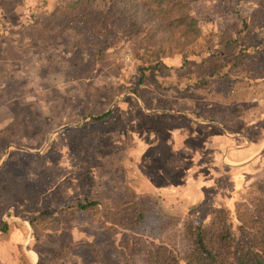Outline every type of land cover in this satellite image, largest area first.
Wrapping results in <instances>:
<instances>
[{
  "label": "rangeland",
  "instance_id": "obj_1",
  "mask_svg": "<svg viewBox=\"0 0 264 264\" xmlns=\"http://www.w3.org/2000/svg\"><path fill=\"white\" fill-rule=\"evenodd\" d=\"M74 1L0 0V264H149L152 246L187 249L189 224L227 205L211 195L169 208L174 190L150 191L195 190L204 172L205 159L193 168L160 140L167 112L237 132L250 120L263 142L264 27L253 17L264 0H187L194 39L156 32L108 0ZM220 182L208 191L227 190Z\"/></svg>",
  "mask_w": 264,
  "mask_h": 264
},
{
  "label": "trees",
  "instance_id": "obj_2",
  "mask_svg": "<svg viewBox=\"0 0 264 264\" xmlns=\"http://www.w3.org/2000/svg\"><path fill=\"white\" fill-rule=\"evenodd\" d=\"M115 7L131 9L135 19L148 22L156 32L181 30L183 36L194 39L199 35L197 19L192 16L187 0H108ZM83 0H75L70 9H77ZM82 5V4H81ZM264 27V4L253 17ZM221 43L233 49L238 38ZM240 44V43H239ZM238 47V46H237ZM236 47V48H237ZM245 47L241 46L240 52ZM219 73V72H218ZM210 71V76L218 74ZM144 74L140 78L142 82ZM79 202L77 207L87 209ZM50 214V212L44 211ZM144 214V213H143ZM141 214L144 218V215ZM211 220H193L187 227L190 245L182 250L170 243L160 242L147 252L149 264H264V177L252 184L233 206L225 205L212 212ZM139 222V221H138ZM2 229L7 230V224Z\"/></svg>",
  "mask_w": 264,
  "mask_h": 264
},
{
  "label": "crops",
  "instance_id": "obj_3",
  "mask_svg": "<svg viewBox=\"0 0 264 264\" xmlns=\"http://www.w3.org/2000/svg\"><path fill=\"white\" fill-rule=\"evenodd\" d=\"M153 112L155 113L151 114L152 117L163 114V112L158 110H154ZM168 113H171V118L173 117L171 123L169 122L163 127L159 125L158 122H155V128L159 125V127L164 128L168 134L165 139L160 138V140H164L166 146H170L172 152L176 151L178 154L182 155L185 160H191L193 164L191 163L192 165L190 166H193V168L195 166L194 162H196V165H199L197 161L202 160L201 162H203L205 159V162H203L204 172H198L199 175L193 174L194 179L195 177L196 179L199 177L194 184L196 186L199 185V187L195 190H186L182 183L180 185L171 183L170 186H166V191H162L161 188L157 190L155 186H151L152 184L149 185L150 191L158 195H165L169 189L175 191L177 197H175L174 203H177L172 204L171 200L165 201V206L169 208L180 206L190 208L202 202L203 198L204 200H209L207 197H211V195L214 197V201L215 198L218 199L216 201L224 199L227 205H231L235 202L237 192L243 188L246 182L250 180L249 182L252 183L264 177V139L263 142L253 139L250 133L253 124H251L250 120L245 121L242 129L237 132L230 130L229 125L225 127L224 123L220 121L216 122L194 118L190 112H182V110L177 112L173 110L167 112V114ZM148 116H150V114ZM167 129H170V132H168ZM175 129L180 131V138L178 134L174 132ZM167 138H170L169 141H166ZM188 140H192L194 143L192 144L188 142ZM158 142L159 141H157V143ZM178 142L179 144L181 142V145L177 147L175 143L178 144ZM183 147L187 152L190 150L191 153H188L193 154L195 157L193 158L189 154L187 156V152H180L179 150ZM206 158L209 159L206 160ZM257 161H259L258 165L253 166ZM222 165L223 168L221 170L220 167ZM247 166L258 169L252 170L254 173L250 170V173L248 172L249 170L244 171ZM261 167H263V172H257ZM236 169H238L237 172L231 173V171H235ZM258 173H260V175H257ZM164 178L169 179L166 178V176ZM221 178H226L228 180L229 184L227 190L215 189L214 192H209L208 190L215 184L221 183ZM185 179L186 181L188 180L187 178ZM186 183L188 185V182ZM223 192L225 193V198L222 196ZM210 201L208 202L212 203L213 200ZM26 251L28 255H31V251L34 252L36 256L32 258L33 261L39 256L33 249Z\"/></svg>",
  "mask_w": 264,
  "mask_h": 264
},
{
  "label": "bare ground",
  "instance_id": "obj_4",
  "mask_svg": "<svg viewBox=\"0 0 264 264\" xmlns=\"http://www.w3.org/2000/svg\"><path fill=\"white\" fill-rule=\"evenodd\" d=\"M31 253L33 254V257L36 256V255L34 254V252L31 251Z\"/></svg>",
  "mask_w": 264,
  "mask_h": 264
}]
</instances>
